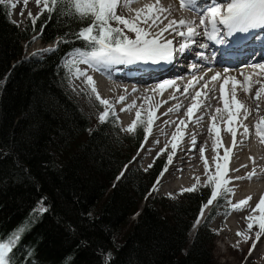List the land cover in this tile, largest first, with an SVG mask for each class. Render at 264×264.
Listing matches in <instances>:
<instances>
[{"label": "trees", "instance_id": "1", "mask_svg": "<svg viewBox=\"0 0 264 264\" xmlns=\"http://www.w3.org/2000/svg\"><path fill=\"white\" fill-rule=\"evenodd\" d=\"M87 23L57 8L35 25H16L0 3V240L22 237L15 264H213L207 222L222 198L190 236L211 187L197 185L176 199L147 196L163 157L146 169L130 166L118 179L143 125L124 134L114 115L94 122L71 92L64 58L85 50L72 33ZM34 36L54 50L26 57ZM61 38L67 42L58 44ZM42 199L48 211L33 215Z\"/></svg>", "mask_w": 264, "mask_h": 264}, {"label": "snow or ice", "instance_id": "2", "mask_svg": "<svg viewBox=\"0 0 264 264\" xmlns=\"http://www.w3.org/2000/svg\"><path fill=\"white\" fill-rule=\"evenodd\" d=\"M22 2L24 8L21 9L20 15L23 16L27 5L31 0H0V3H9L11 8L14 9L17 3ZM38 8H40V13L37 16H33L31 11H28V18L35 25L36 20L39 18L40 14L47 11L49 13L57 10L62 15H69L73 19H78L81 21H88L87 26L82 27L78 32H73L72 37L77 40H82L85 43V50L81 51L76 49L79 53L80 58L78 60H72L74 66V74L76 78H84L85 83L89 86L90 93L94 95L95 99L99 102V105L104 106V111L100 112L98 115V121L100 123H105L108 118L115 115L113 103L105 98H102L97 91L96 83L93 77L88 75L85 70H81L75 67L78 63H83L87 65L100 66L109 64H121V63H133V62H151L158 63L161 61H170L173 59L174 53L185 52L192 45L197 43V38L200 33L191 26V22H187L184 19L179 21L171 20L163 28L160 24L166 17L161 14L167 11V9L158 7L159 0H157L156 5H145L144 8L136 11L135 18L128 19L119 14H117V8L120 5V0H34ZM131 0H125V3H130ZM181 8L188 7L190 9H197L199 6L196 0H181ZM147 10L149 15L141 16ZM115 24L116 26H113ZM199 24L203 26V35L206 39L211 41H216L220 44L226 42L225 38L232 36L235 33H247L250 29H255L258 26H264V0H230V2L225 5L219 3L209 4L205 9L203 14L200 16ZM123 25V28L120 27ZM223 26V31L221 27ZM157 28L158 31L153 32V28ZM124 29L135 34V38L132 39L125 34ZM186 29V30H182ZM165 33L169 35L179 36L181 38V43L178 47L174 45L173 39H168ZM35 40L36 37L34 36ZM67 42L66 38H61L59 43ZM199 47L205 48L206 44H200ZM54 49H46L44 51H52ZM39 53H33L37 55ZM197 57L203 56V53L197 52ZM65 63H68L67 61ZM196 67V65H192ZM250 67L259 69V73H240L243 79H237L236 77H231L224 75L223 83L220 84L221 99L223 100V93L225 85L231 81V100L234 105H236L238 110L244 111V116L247 118L249 115L246 106L243 102L237 100V91L243 90L245 94L251 92V85L253 83L252 76H260L264 80V63H254ZM230 70H225L227 73ZM222 77V73L217 72L210 77V80L203 83L202 88L204 89L203 96L205 99L208 98V86L209 83L215 82ZM205 77L201 75L200 77L193 76L192 81H190L191 87L196 88L201 81H204ZM260 82V81H257ZM164 84L173 85V81H164L163 84H158V88H162ZM261 90H264V83H261ZM179 91V89H177ZM189 88L185 87L182 94H188ZM201 91L197 90L192 99L195 101L201 96ZM261 98V91L258 90L253 97L255 101H259ZM175 99V97H172ZM125 100L124 96H120L117 103ZM166 103V102H165ZM135 102H133V105ZM259 103H257V109H259ZM128 107L125 106L121 108L120 111H126ZM180 105H177L175 109H169V111H179ZM193 107L190 106L187 110L189 114L193 112ZM225 109H228V103L225 102ZM197 110L199 108L197 107ZM219 111V109H217ZM239 114V111L238 113ZM137 120L140 117V112H137ZM166 115V113H165ZM198 119H202L198 118ZM137 120H133L132 124L126 129L128 132H133L137 126ZM189 120H192V116L189 115ZM231 120V116H230ZM152 121L149 120V127L144 129L145 131V141L147 136L150 135V127ZM184 124L182 120L180 122ZM264 118L257 122L255 125L256 135L260 138L261 143H264ZM243 135H248V128L243 125ZM177 130H179V125H177ZM212 129L210 128L209 131ZM233 137V147L236 146V131L228 129ZM173 139H175V133L173 134ZM183 139V137H181ZM196 140L193 137L192 145L195 146ZM143 147V145H142ZM215 147V145H214ZM177 144L172 145L173 151L168 156V164L173 162V156L175 155ZM162 152L164 149L161 150ZM228 151L225 150V158H228ZM201 158L204 159L203 153L204 149H200ZM159 155V154H158ZM251 159V158H250ZM152 165H149L151 167ZM242 167H245L242 165ZM167 166L161 172V177L166 172ZM235 171H239L236 169ZM208 172L207 162L205 161V173ZM256 169L247 173L245 177H235L234 179H249L251 180L256 175ZM123 175V173H122ZM220 175V165H217V177ZM119 179V177H118ZM197 181L199 178H196ZM214 178L208 176V182L205 184L206 187H211V194L209 199L205 204L201 206L200 216L197 217L196 224L200 223V219L204 216V209L213 205L215 201H219L222 197L230 195L233 193V189L229 188L228 185L232 182V178L223 179L222 181L216 180L215 186H212ZM157 184L160 183V177L157 178ZM156 185L153 186V191H156ZM196 190V185L190 188L182 189L181 192H192ZM171 195V194H170ZM251 197H247L240 200L237 203H232L231 200H226L225 202L229 205V211H240L245 208ZM48 208L44 206L43 199L39 202V207L33 210V215H42L47 212ZM253 213L259 212V216L246 217L249 221H256L257 227L260 231L256 232V239L258 240L261 233H264V196L261 197L260 201L256 204L255 208L251 210ZM248 230L251 231L253 228V223H248ZM23 229L18 228L17 232H21ZM238 236L243 235L242 233H237ZM22 237L20 235H12L6 242L0 240V264H15L14 257L12 255L13 250L18 246L19 240ZM245 241L249 239L248 236H244ZM256 241H253V247H255ZM251 253V249L249 250Z\"/></svg>", "mask_w": 264, "mask_h": 264}, {"label": "bare ground", "instance_id": "3", "mask_svg": "<svg viewBox=\"0 0 264 264\" xmlns=\"http://www.w3.org/2000/svg\"><path fill=\"white\" fill-rule=\"evenodd\" d=\"M156 4L157 0H132L127 4V9L119 8L117 10V14L131 20L135 18V8L139 6ZM180 4L181 3L178 0H159L158 7L167 9V11L161 14L163 17H166V19L163 20V23L160 24V27H162L164 24H167L171 20L179 21L181 19L186 20L190 18L191 15H184L181 12ZM144 15H149V13L143 12L142 16ZM152 31L156 32L157 28L154 27ZM165 35L171 36L175 40L179 39V36H175L174 34L169 35L168 33H165ZM129 37L134 39L135 34L129 32ZM201 40L202 39H198L197 41L201 42ZM254 63H264V58H257L249 63H244L232 69L213 70L212 68L205 67L204 72H192L190 74L187 73V75L184 76H168L160 80H152L149 84L144 86H130V81H134L133 78H107V76L101 75V70H98L95 75L99 76V78L95 80V83L97 91H110L114 88L113 91H115L117 96H115V98H110V101L113 103V105L117 102L120 96H124L125 100L136 97V106H141L142 109L146 111V113L152 114L151 111L156 110L157 123L159 126L163 127L164 131H175V133H182L183 131L185 132V134H182L183 148H177L175 155L173 156V162L171 163L175 172H178V175L172 179H165L168 181V188H178L186 183H189L191 181V174L193 173L194 166L201 165L205 169V162H203L200 157L201 148L204 149V154H206L208 169H210L214 164L218 165L223 162L226 149L229 150L228 156L232 155L231 158H236L237 155L241 154H249L251 157H253V160H251L252 162L249 163L248 159L244 160L242 163L234 162V165L231 164L227 167L226 177L234 174H239L240 177H245L247 173L251 172L253 169H256L257 174L251 180H241L242 182L246 183L255 182L264 185V152L256 149V146H263L264 144L258 141L255 128L257 122L264 118V90H261V83H264V80H262L260 76H252L253 83L251 85V92L245 94L243 90L237 91V100L243 102L248 110L249 115H247V118L244 116V111L238 110L236 105L232 103L231 81L225 85L223 93L225 96L224 99L220 100L218 95V92L220 91V84L223 83L224 75L236 77L237 79H243V77L240 76V73H244L246 75L249 73H259V69L250 67V65ZM225 70L230 71L225 73ZM217 72L222 73V77L215 82L209 83L208 98L205 99L203 96L204 89L202 88V85L206 81L210 80V77ZM201 75L205 77L204 81H201V83L198 84L196 88H192L190 84L192 77H200ZM167 79H172L174 84L168 86L164 90L153 89L155 84L161 83ZM173 87L176 89H173ZM185 87L189 88L188 94H182ZM177 89H179V91H177ZM197 90H200L202 94L193 103L189 104V107L196 105L199 110H197V107H193V112L191 114L185 115L183 119L184 124H178L179 121L177 117L180 116L181 113H184V109L180 108L179 111H169V109L167 110V107L177 102V100H182L183 102L187 100L189 101L195 95ZM258 90L261 91V98L259 101H255L253 97ZM177 92L179 94H177ZM172 97H175V99H172ZM225 102L228 103L227 110L225 109ZM257 103L260 105L259 109H257ZM180 105L181 107L186 108V103H180ZM131 107H128V109L130 110ZM217 109H219V111H217ZM200 111H203V113L199 114ZM238 111L239 114H237ZM189 115L192 116L191 121L189 120ZM230 116L232 117L231 120ZM170 117L172 118L170 119ZM201 117L202 119H198ZM241 122L247 124L249 127L250 138L248 139H243L242 135L240 136V133L238 132ZM177 125H179V130H177ZM214 125H216L218 128L215 140L212 138V130ZM210 128L212 129L211 131H209ZM228 129H232L237 133L235 147H233L232 134ZM193 137H195L196 140L195 146L192 145ZM252 154H255V156ZM242 165L245 167H242ZM236 169H239V171H235ZM245 191V193L251 194L253 193L254 189L249 188ZM241 219L242 218L238 216L235 217V219L231 222L232 225L230 224L231 226H229H234L235 228H247L248 225L245 224ZM263 240L264 233H262L260 236L259 242H262ZM249 260V263H252L253 257H250Z\"/></svg>", "mask_w": 264, "mask_h": 264}, {"label": "rangeland", "instance_id": "4", "mask_svg": "<svg viewBox=\"0 0 264 264\" xmlns=\"http://www.w3.org/2000/svg\"><path fill=\"white\" fill-rule=\"evenodd\" d=\"M22 8H24V5L22 2H20L17 4V6L14 9H12L11 19L18 25L25 23L29 19L28 18V11H31L34 17L37 16V14L40 12V8L37 7L34 0H31V2L27 5V8L25 9L23 16L20 15ZM113 26H116V25L113 24ZM120 27L123 28V25H120ZM124 32L126 35L129 36V31L127 29H124ZM47 48H49V49L52 48V45H48V46L44 47L41 45V43L36 42V43H34V45L31 48L26 49V56L29 54H33L37 51H41L43 53V52H45L44 50H46ZM79 58H80V56H77V57L71 59V61H69L71 66H73L72 60L79 59ZM78 68L81 70L85 69L83 63L80 64L78 66ZM71 91L73 92L75 97L80 101V104L87 110L88 114L92 117L93 121L97 122L99 113L104 111V106L99 105V102L95 99L94 95L90 93L89 86L85 83L84 78L83 77L76 78V76L74 74V66H73V70H72ZM117 109H118V104H114V112H117ZM153 112H154V110H153ZM140 119H142V120H140L142 122L146 121V120L147 121L151 120L153 122L151 127H150V133H151L150 139H155V140H154V142H151V140H148L147 143L143 144V147L141 149H139L137 151V154L134 156V162H136L137 160L138 161L140 160L142 165H147L150 163V159L152 156H155V155L157 156L160 153H164V154H167V156H169V154L173 151V149L166 151L168 144L159 142L158 137L157 138L152 137V135H160L163 133V132H160V131H162V129H160L159 126L157 127L158 123L155 120V114H153L152 116L144 114L141 116ZM118 127L120 128L122 133L128 132L126 130L127 128H124V126H122L121 123H118ZM148 127H149V125H148ZM162 149H164L163 152L161 151ZM158 151H160V152L158 154H156ZM242 157L247 158L245 155H243ZM171 170H172L171 168H168V170L165 173L168 175L167 179H172L173 177H176L178 175V172L171 171ZM198 170H200L199 165L193 167L194 172H197ZM206 176L207 177L212 176L213 178L218 180L216 173L208 171L206 173ZM235 177H238V175H233V178H235ZM164 181H167V180L161 179V183ZM196 183H197V180H194V181L191 180L189 183H186L183 186H180L178 188H168L167 186H165V187H162L161 189L156 185L157 190L155 191V194L157 196H164V197L167 196L170 198L177 197L182 193L181 192L182 189L190 188L193 185H195ZM242 185L245 186V182L242 183ZM228 187H230V184L228 185ZM232 212L234 215L242 218L243 212H241V211H232ZM232 212H230V213H232ZM221 222H222V224H220ZM208 228L217 237H219L221 235V233H218L219 228H223V230L221 232H224L227 229V228H225L224 221L221 220L220 216H217L216 218H214L210 222ZM243 229H245V228H243ZM257 231H260V229L255 225H253V228L251 231H249L248 227H247V234L249 236V242H248L247 248L245 250H242L240 248V246L237 245V247H234L233 250L227 249L225 254H224V252L222 253L221 248H220L219 239L216 238V240L213 244V249H214L213 264H264V259H261L259 256H256V254H255V251H257V248L259 246V244H258L259 239L258 240L256 239V232ZM253 241H256L255 247H253ZM250 249H251V253H249ZM251 256L253 257V262L249 263V261H250L249 259Z\"/></svg>", "mask_w": 264, "mask_h": 264}]
</instances>
